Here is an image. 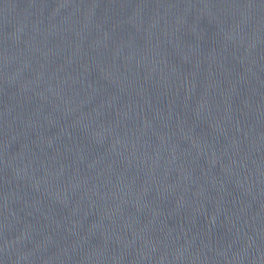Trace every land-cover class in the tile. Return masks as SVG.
<instances>
[{
	"label": "water",
	"instance_id": "95a60500",
	"mask_svg": "<svg viewBox=\"0 0 264 264\" xmlns=\"http://www.w3.org/2000/svg\"><path fill=\"white\" fill-rule=\"evenodd\" d=\"M0 264H264V0H0Z\"/></svg>",
	"mask_w": 264,
	"mask_h": 264
}]
</instances>
